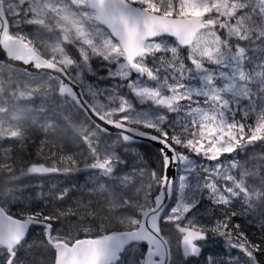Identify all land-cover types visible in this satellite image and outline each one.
Here are the masks:
<instances>
[{"label":"snow or ice","instance_id":"snow-or-ice-1","mask_svg":"<svg viewBox=\"0 0 264 264\" xmlns=\"http://www.w3.org/2000/svg\"><path fill=\"white\" fill-rule=\"evenodd\" d=\"M42 35L47 38L37 40ZM0 50L32 77L24 84L0 80V172L6 174L0 196L7 199L9 185L22 176L81 171L67 155L60 157L63 168L31 163L15 174L34 131L15 109L37 99L42 112L59 97L84 114L74 132L90 156L84 168L101 178L87 201L55 214L14 216L0 207V264H30L22 255L33 248L32 228L43 230L41 243L54 251V264H126L128 253L127 264H172L164 224L180 234L187 264L201 257L204 264H260L264 212L254 205L264 200V174L239 157L264 143V0H0ZM50 128L56 131L41 126ZM112 129L116 139L101 149V136L110 139ZM143 140L159 145V169L150 173L137 151ZM44 147L41 142L40 153ZM254 176L260 189L248 183ZM97 192L106 194L122 230L107 232L101 222L85 227L80 238L55 227L61 217L77 215L74 208L95 220ZM51 195L64 201L68 189ZM205 199L222 210L211 223L198 217ZM249 214L259 217V241L235 222ZM217 239L224 254L205 255Z\"/></svg>","mask_w":264,"mask_h":264},{"label":"rangeland","instance_id":"rangeland-1","mask_svg":"<svg viewBox=\"0 0 264 264\" xmlns=\"http://www.w3.org/2000/svg\"><path fill=\"white\" fill-rule=\"evenodd\" d=\"M94 69L96 71H99V72L101 71L98 63H95ZM12 76L15 79V81H18L19 82L18 77L21 76V73L18 72L16 74L12 75ZM36 82H39V81H36ZM36 82H34V85H35ZM99 86L101 87V85H99ZM85 98L88 99V97H85ZM36 105L39 107V105H40V100L39 99L36 100ZM72 108H74V107L73 106H70L69 108L66 109V111H70ZM61 110H62V108H60L58 111H61ZM65 136L67 137L68 140L64 137V134H60V136L58 135L56 137V139L59 142L64 143V144H71V143H73V136H72L71 133H67V135H65ZM62 137L64 138L65 141H61V138ZM108 144H111V141L108 142ZM144 163L148 165L149 161L144 158ZM149 166H150V164L148 165L147 171L150 173L151 170L149 169ZM141 179H144L145 180L146 178H141ZM50 186H48L49 188H51L50 189V192L48 191L47 188H44V187L41 188V191L43 193L42 194L41 204L43 206H53L54 207L58 203H56L57 201L54 198H52V195L51 194L52 193L59 192L60 190H63V189H68V186H67V184H66L65 181H60V180L51 181L50 182ZM12 188H13V186H12ZM94 200H96V198H94ZM73 202L74 203H77V202H75V198H73L72 196H71V199L67 197V198H65L64 204L61 205L60 207L61 208H65V209H69L70 207H72V203ZM210 205L212 206V204L207 199H205L203 201L200 209H199L198 217H199V219L201 220L202 223H211L213 221V219L220 218L222 216V215H219L220 208H218L216 206H215V208L216 209H219V210L216 211L215 213H212L211 211H208L207 208L210 207ZM104 208H105V210L106 209L108 210L107 207H104ZM76 210H77V212H78V214L80 216H81L80 213H82V215L84 214V208L81 207V208H78ZM107 213L110 214L109 210L107 211ZM110 216L112 217V214H110ZM83 217L87 218L86 215L83 216ZM112 218L115 219V220H117V217H112ZM239 219L247 220L248 217L247 216H239ZM87 220L89 221L88 224L79 223L77 221L75 223L74 222H68V223H64L58 229H60L63 232H66V233H70L72 235H76V236H79V237H83V236H85V233L83 231V229L85 227H87L89 225H99L101 223V222L97 221L96 219L95 220H93V219L92 220L91 219L89 220L87 218ZM110 227L111 228L118 227V224L112 222L110 224ZM90 235L91 236H95L96 235L95 229L93 230L92 233H90ZM171 240L174 242V244H176L177 241H178L177 237L174 234L171 235ZM30 243L33 244V248L31 249L30 252H28L27 254H25L26 261L30 262V264H46V261L49 260L47 258L50 257V256H49V254L46 251H44V250L40 251L41 248H43V244L41 242H39L37 239L30 240ZM205 250H206V255L209 252H211V253H215V254H218V255H221L222 256L224 254V252H225V245H224V242L222 240L217 239L216 241L209 243L206 246ZM232 254L233 255H241V257H242V254L236 252L235 250H232ZM130 257H131V254L130 253H128L124 257V260H125L126 264L129 261ZM132 258H134V257H132ZM180 262H181V264L183 263V261H179V263ZM192 264H204V259L202 258L200 261H198L196 263H192Z\"/></svg>","mask_w":264,"mask_h":264},{"label":"trees","instance_id":"trees-1","mask_svg":"<svg viewBox=\"0 0 264 264\" xmlns=\"http://www.w3.org/2000/svg\"><path fill=\"white\" fill-rule=\"evenodd\" d=\"M14 78H13V82H14ZM59 99L58 98H56V103H57V101H58ZM56 103H51V102H49V112L51 113V119H53V121H54V123L55 124H60V126H61V130L58 132V135L60 136V134H64V137L67 139V137L65 136V135H67V133L70 131L69 130V123L65 120V118L63 117V115L61 114V112L60 111H58L57 110V107H56ZM65 127V130H63V128ZM68 140V139H67ZM61 141H65L63 138L61 139ZM63 146L61 147V153L63 152ZM36 155H39L40 153L38 152V150H34V149H31V157L32 158H34L33 156H35V154ZM61 156H63L62 154H61ZM30 157V158H31ZM62 166V165H61ZM70 183L71 184H73V186L75 187V188H77V189H79V190H83V189H87V183L85 182V181H83L81 178H77V177H75V176H72L71 177V179H70ZM82 194H85V192L84 193H82ZM94 206V205H93ZM83 208V207H82ZM103 208L101 207V210H102ZM87 210L84 208V214L82 215V213H80L81 214V216H85V215H87V212H86ZM76 212H77V210H76ZM97 212V211H96ZM21 214H22V212H21ZM78 215V214H77ZM80 216V215H79ZM108 219H109V221H111V218L110 217H108ZM237 223H238V219H237V221H236ZM255 223L256 222H253L252 223V228L251 229H247V227H244V225H242V228H243V230L249 235V237H250V239H253V240H255V241H259L260 240V237H261V233H259L258 231H257V229H256V227L254 226L255 225ZM121 225L120 224H118V227H115V228H110V229H113V230H120L121 229ZM122 230V229H121ZM260 258H262L263 260H264V252H260Z\"/></svg>","mask_w":264,"mask_h":264},{"label":"water","instance_id":"water-1","mask_svg":"<svg viewBox=\"0 0 264 264\" xmlns=\"http://www.w3.org/2000/svg\"><path fill=\"white\" fill-rule=\"evenodd\" d=\"M0 63L4 67L11 68V69H20V70L24 71V68H25V66L22 65V62L8 60L7 57H6V54L2 50H0ZM9 65H11V67H9ZM111 131H112L113 134H115L117 130L112 129ZM142 142L153 146L157 150L159 148V145L156 144L155 142H151V141H148V140H143Z\"/></svg>","mask_w":264,"mask_h":264},{"label":"bare ground","instance_id":"bare-ground-1","mask_svg":"<svg viewBox=\"0 0 264 264\" xmlns=\"http://www.w3.org/2000/svg\"><path fill=\"white\" fill-rule=\"evenodd\" d=\"M19 73H21V72H19ZM68 133H70V132H68ZM62 138H63V137H62ZM62 138H61V139H62ZM63 139H64V138H63ZM65 143H66V142H65Z\"/></svg>","mask_w":264,"mask_h":264}]
</instances>
